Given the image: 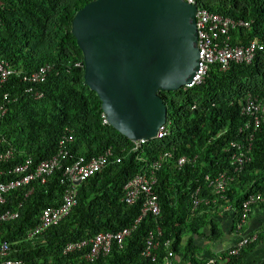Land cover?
I'll return each mask as SVG.
<instances>
[{
  "label": "trees",
  "instance_id": "16d2710c",
  "mask_svg": "<svg viewBox=\"0 0 264 264\" xmlns=\"http://www.w3.org/2000/svg\"><path fill=\"white\" fill-rule=\"evenodd\" d=\"M89 1L2 0L0 60L10 62L16 73L3 88L9 98L0 96V106L5 108L0 115V182L19 178L13 167L28 158L30 168L49 159L67 136L72 140L63 141L67 150L64 165L80 156H97L108 147L121 160L109 161L104 169L78 183L76 204L70 213L33 236L29 232L38 224L42 210L62 201L63 169L55 170L44 183L32 181L3 193L0 213L18 211V216L0 226V249L2 244L7 245L6 254H0V264L5 259L22 264H164L169 250L178 264H243L246 254L264 243V231L236 253L230 251L237 239L229 249L209 256L201 254L194 235L209 226V240H218L223 230L214 214L225 205L233 212L235 234L242 202L251 194L259 193L262 198L251 204L252 208L264 207V121L253 132L251 159L239 174H234L225 199L193 208L191 193L197 187L204 188L206 175H233L230 157L235 144L243 148L249 144L239 128L250 121L242 112L247 95L264 102V0H197L200 7L250 21L248 27L230 29L232 44L246 45L256 40L263 48L248 63L231 62L224 70L214 63L202 82L159 92L167 105L168 132L162 138L145 141L136 151L131 149L130 139L104 121L98 96L84 84L82 52L70 31V22ZM47 66L43 81L22 79ZM29 87L32 92L25 91ZM7 151L10 156L2 158ZM165 151L170 156L155 171L154 192L160 212L145 214L137 221L142 199L127 204L124 186ZM182 156L187 160L179 166L177 160ZM132 226L135 228L121 246L114 243L109 253L93 260L84 256L88 246L65 250L68 243ZM150 232L159 241L154 258L142 255Z\"/></svg>",
  "mask_w": 264,
  "mask_h": 264
},
{
  "label": "water",
  "instance_id": "95a60500",
  "mask_svg": "<svg viewBox=\"0 0 264 264\" xmlns=\"http://www.w3.org/2000/svg\"><path fill=\"white\" fill-rule=\"evenodd\" d=\"M197 10L184 0H91L74 13L84 84L105 122L131 141L156 136L167 122L159 92L184 87L197 72Z\"/></svg>",
  "mask_w": 264,
  "mask_h": 264
},
{
  "label": "built area",
  "instance_id": "2783aa9c",
  "mask_svg": "<svg viewBox=\"0 0 264 264\" xmlns=\"http://www.w3.org/2000/svg\"><path fill=\"white\" fill-rule=\"evenodd\" d=\"M188 3L197 4L198 10L196 12V27L198 36L199 47V67L197 72L192 78V81L186 86L202 82L209 66L218 62L221 69H226L231 62H250L257 50H261L263 45L255 40L249 42L246 45H233L231 43L230 29L236 26H248L249 22L244 20H234L231 17L223 16L217 12L208 10L205 7H200L197 0H184ZM3 2L0 0V8H2ZM47 67H41L39 71L33 72L31 75H24L23 80L40 82L43 81ZM16 73L10 62L5 59L0 60V96L4 100L9 98L7 92L3 91L4 86L9 80V77ZM25 91L32 92V87L26 88ZM35 96H40L41 93L34 92ZM5 111L3 106H0V115ZM242 112L250 119L243 127L239 128V131H244L245 140L249 144L243 148L240 143H236V149L232 152L230 157L231 172L233 175H228L225 172H220L217 175L205 177L206 184L204 188H195L191 193L193 208H196L201 203L207 205L214 203L218 198L225 199V192L228 188L229 182L233 180L234 174H239L246 163L251 159L250 157V142L253 137V132L256 131L259 125L264 120V102L257 96L248 94L244 104L242 106ZM105 121V120H104ZM167 134V126L162 125L156 134L157 138H161ZM63 141L68 142L72 140L71 136L63 137ZM63 141L59 143L58 151L52 155L49 159H46L34 167H29L31 159H26L25 162L19 163L13 167V172L19 174V178L9 180L6 182H0V202L3 201V193L10 189L28 185L32 181H39L44 183L45 180L54 173L57 169H63L62 182L65 183V189L62 197V201L59 205L53 207H47L42 210L38 224L32 228L29 232V236L42 233L50 226L57 224L65 216H67L76 204L77 196V181L80 183L93 174L101 171L105 168L109 161L119 162L121 157L114 155L112 147L106 148L102 153L97 156H92L86 159L84 156H80L71 164L64 165V159L67 155V150L63 146ZM143 140L132 141L131 149L133 151L138 150ZM232 145H234L232 143ZM11 154L7 151L2 158H7ZM170 156V152H163L157 158L153 159L149 163L146 170L136 174L132 177L124 186L125 194L124 201L127 204H132L138 199H142L141 215L137 221L145 214H158L160 212L157 195L154 192V184L156 182L155 171L159 170L163 161ZM111 157L114 160H110ZM186 157L182 156L178 158L177 163L179 166L183 165L186 161ZM262 198L259 193L249 195L243 202L241 208V214L239 220L236 222L235 234L239 236V240L234 249L230 253H236L246 243L253 241L256 235H245L243 233L244 224L247 222L249 213L251 211V204L261 201ZM18 216V211L7 210L0 213V226L2 223L14 219ZM135 228L125 227L116 232H100L94 237L88 240L68 243L65 247L66 251L82 250L83 247L88 246L89 249L84 254L88 260H93L101 254H107L110 252L114 243L121 246L124 239ZM160 234L158 228L155 235ZM153 232H150L146 238L144 250L142 255L145 257H155L156 250L159 246V241ZM169 244V241L166 242ZM7 245L2 244L0 254H6ZM174 253L169 250L167 257L164 259V264H178L174 260ZM210 263L213 261L210 260ZM1 264H22L19 260L5 259L1 261Z\"/></svg>",
  "mask_w": 264,
  "mask_h": 264
},
{
  "label": "crops",
  "instance_id": "0c3cea01",
  "mask_svg": "<svg viewBox=\"0 0 264 264\" xmlns=\"http://www.w3.org/2000/svg\"><path fill=\"white\" fill-rule=\"evenodd\" d=\"M233 212L229 205L220 208L214 214V219L223 230V235L218 240H209V226L203 227L199 234L194 235V243L199 247L203 256L211 254H219L223 250L229 249L235 242L236 236L233 234ZM264 231V207L256 206L244 225L245 234H257ZM264 260V243H260L254 247L249 253L246 254L243 264H259Z\"/></svg>",
  "mask_w": 264,
  "mask_h": 264
},
{
  "label": "clouds",
  "instance_id": "9594fccd",
  "mask_svg": "<svg viewBox=\"0 0 264 264\" xmlns=\"http://www.w3.org/2000/svg\"><path fill=\"white\" fill-rule=\"evenodd\" d=\"M232 19H233V18H232ZM234 20H242V19H234ZM244 21H247V20H244ZM248 22H249V24H250V21H248ZM248 26H249V25H248ZM248 26H243V27H248ZM252 41H253V40H252ZM255 41H256V40H255ZM250 42H251V41H250ZM257 42H258V41H257ZM248 43H249V42H248ZM248 43H247V44H248ZM259 43H260V42H259ZM233 45H236V44H233ZM262 45H263V44H262ZM258 51H259V50H257L256 53H257ZM256 53H255V55H256ZM214 63H218V62H214ZM214 63H212V64H214ZM246 63H248V62H246ZM212 64H211V65H212ZM218 64H219V63H218ZM209 68H210V66H209ZM209 68H208V70H209ZM208 70H207V72H208ZM207 72H206V74H207ZM206 74H205V75H206ZM204 77H205V76H204ZM203 80H204V79H203ZM203 80H202V81H203ZM184 87H188V86L185 85ZM263 121H264V120H263ZM163 125H166V126H167V122H166L165 124H163ZM160 127H161V126H160ZM160 127H159V128H160ZM167 132H168V126H167ZM156 134H157V133H156ZM164 136H165V135H164ZM164 136H163V137H164ZM154 138H157V137L155 136ZM154 138H153V139H154ZM161 138H162V137H161ZM149 140H150V139H149ZM146 141H147V140H146ZM165 152H168V151H165ZM252 209H253V208H252ZM252 209H251V211H252ZM251 211H250V212H251ZM248 218H249V216H248ZM247 220H248V219H247ZM245 224H246V223H245ZM243 233H244V229H243ZM244 234H245V233H244ZM245 235H254V234H245ZM255 235H256V234H255ZM235 236L237 237L236 239H237V241H238V240H239V236H237L236 234H235Z\"/></svg>",
  "mask_w": 264,
  "mask_h": 264
}]
</instances>
